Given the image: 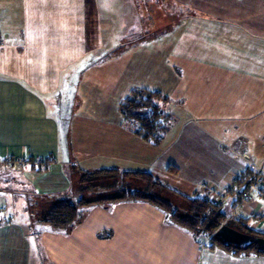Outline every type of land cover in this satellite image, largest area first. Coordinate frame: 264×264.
<instances>
[{
	"label": "crops",
	"instance_id": "1",
	"mask_svg": "<svg viewBox=\"0 0 264 264\" xmlns=\"http://www.w3.org/2000/svg\"><path fill=\"white\" fill-rule=\"evenodd\" d=\"M137 88L167 98L159 146L121 111ZM0 164V264H264L146 201L87 206L67 228L18 219L8 202L26 214L45 197L77 202L81 170L149 172L214 200L248 169L264 177V0H0ZM262 186L251 203L229 195L228 218L264 231Z\"/></svg>",
	"mask_w": 264,
	"mask_h": 264
},
{
	"label": "trees",
	"instance_id": "2",
	"mask_svg": "<svg viewBox=\"0 0 264 264\" xmlns=\"http://www.w3.org/2000/svg\"><path fill=\"white\" fill-rule=\"evenodd\" d=\"M166 99V96L160 91L137 88L132 90L130 95L121 103V111L127 122L132 125L137 134L156 146L162 143L168 131L167 120L169 117L160 104L161 100L165 101ZM53 161L54 158L50 156L48 159L41 160L39 167L47 168ZM254 173L255 171L248 169L236 179L237 188L235 192L238 200L242 199L249 185L255 182L256 174ZM115 176L141 179L146 182L147 188H122L118 189L113 195L95 199L82 196L77 202L71 199L45 197L44 200L36 202L33 207L37 211V218L39 221L54 227L67 228L81 218L83 209L87 206L116 201H146L164 210L175 224L190 230L196 235L209 236L213 245L222 246L224 249L235 253L244 252L264 255V252L259 251V245L256 242L243 248L225 245L215 234L225 223L240 231L250 233L254 237H264V231L250 226L246 220L229 219L223 203L206 195H184L170 188L149 172L120 171L117 168L81 170L79 185L85 191L86 188L98 187L99 184H102L104 178ZM154 188H164L182 197L188 205V212L184 213L171 201L152 192Z\"/></svg>",
	"mask_w": 264,
	"mask_h": 264
},
{
	"label": "rangeland",
	"instance_id": "3",
	"mask_svg": "<svg viewBox=\"0 0 264 264\" xmlns=\"http://www.w3.org/2000/svg\"><path fill=\"white\" fill-rule=\"evenodd\" d=\"M129 45L131 46L132 43L131 44H128V43L124 44L122 46V48L123 49L127 48V46L129 47ZM175 103H178V102L177 101H171L170 105L167 108L169 110V112H172V115H173L172 117H170L169 125L175 126L177 124L174 128H172V132H174L180 126V122H179L180 121V113L177 111V105H174ZM67 108H69V107H65L64 106L63 110H67ZM179 108H180V105H179ZM179 111H180V109H179ZM63 116L66 117L65 114L61 115V117H63ZM61 125H62V129H63V131H62V134H63L62 141L64 142L66 140V137H67V132H66V129H65L66 128V122H64V120H63V123H62V121H61ZM237 126L240 127V123H237ZM238 128H236L235 123H232L231 129H229L228 133L226 134V139L229 140L228 143H230V139L232 140V142H239L240 131H239ZM170 135L171 136H169L168 139H167L169 142L171 140H173L172 134H170ZM235 148H237V147H235ZM25 165H26V161H24V160L19 161L16 164V166L18 168H22ZM5 171L6 170H5L4 165L0 164V178H2V176L8 175L10 173V170L9 171L7 170L6 172ZM254 174H256V178H255L254 181L259 183V185L258 184L257 185H252L253 184L252 183V184L249 185L248 189L246 190L245 193H247V194L250 193V196H251V197L249 196L250 198H248L249 200L246 201V202L250 201V203H251V200L253 198L254 199L259 198V194H258L257 190H260V185L264 186V177H263V175L260 172L254 173ZM101 183L102 184H99L98 187L86 188V190L83 191L84 192L83 195L88 197V198L95 199V198H99V197L113 195L118 189H122V188H132V189H135V188H137V189H145V188H147L146 182L141 180V179H138V178H123L121 176L120 177L119 176L118 177L115 176V177H111V178H104V180H102ZM231 187L232 188L234 187V189L230 190L228 193H226V195H225L226 200L231 196V194L237 195V193L235 192V189L237 188V186H231ZM250 189H252V190L250 191ZM152 190H153L152 192H154L155 194H158L159 196L171 201L176 207L180 208L184 213L188 212V205H187L186 201L182 197H180L179 195L171 192L170 190L164 189V188H154ZM244 194H243V196H244ZM221 196L222 195L219 194L217 196L218 198L217 197L215 198V201H218V202H221V203H223V201H226L225 199H222ZM243 196H242V199H240L239 201L240 202L242 201L244 203L245 199H244ZM20 200H21L20 198H17V199H14V200L10 199L8 201L9 205H10L9 206L10 207L9 214H16L15 216L18 215L19 216L18 219L19 218H21V219L24 218V220H27V221L30 220L31 222H33L34 226H38L39 222L43 223V222L39 221V219L37 218V211H33L32 212L30 210V212H31L30 214H26L25 212H22V211H24V209L22 211H19V212L15 211V210L13 211L14 208L23 206V202H21ZM31 200H32L31 202H33V200L35 201L36 199L32 198ZM30 204L31 203L29 201L28 205H30ZM227 205H225L224 210H227L228 212H231V210H229V207ZM34 206H35V202H34ZM252 208H254V207H252ZM31 230H33V229H31ZM31 236H35V234H33V232H32ZM201 238L204 239L205 242H209L210 241L209 239H206L205 237H201Z\"/></svg>",
	"mask_w": 264,
	"mask_h": 264
},
{
	"label": "water",
	"instance_id": "4",
	"mask_svg": "<svg viewBox=\"0 0 264 264\" xmlns=\"http://www.w3.org/2000/svg\"><path fill=\"white\" fill-rule=\"evenodd\" d=\"M215 234L225 245L243 248L256 242L259 245V251L264 252V237H254L252 234L240 231L228 223L223 224Z\"/></svg>",
	"mask_w": 264,
	"mask_h": 264
},
{
	"label": "built area",
	"instance_id": "5",
	"mask_svg": "<svg viewBox=\"0 0 264 264\" xmlns=\"http://www.w3.org/2000/svg\"><path fill=\"white\" fill-rule=\"evenodd\" d=\"M257 184L259 185V183H257V182L255 181L252 185H257ZM251 190H252V189H250V191H251ZM249 196H250V193H249V194L245 193L244 196H243L244 199H245L244 201H248V200H249L248 198L251 197V196H250V197H249Z\"/></svg>",
	"mask_w": 264,
	"mask_h": 264
}]
</instances>
